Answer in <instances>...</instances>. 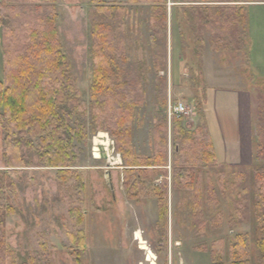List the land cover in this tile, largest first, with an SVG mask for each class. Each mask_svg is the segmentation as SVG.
I'll return each mask as SVG.
<instances>
[{
	"label": "rangeland",
	"instance_id": "rangeland-1",
	"mask_svg": "<svg viewBox=\"0 0 264 264\" xmlns=\"http://www.w3.org/2000/svg\"><path fill=\"white\" fill-rule=\"evenodd\" d=\"M101 2L127 8L125 12L113 14L117 17L116 20L113 18L114 25L117 22L123 23L129 62L134 66L142 65L145 73L143 102L136 108L133 123L134 152L145 157L153 154L152 130L156 107L161 98L158 92L163 91L164 86L166 106L169 99H180L193 109L194 114L183 122L185 127L191 129L198 124L207 126L206 101L199 114L195 99L198 97L197 100H201L202 96L206 98L204 88H207L202 76L203 57L212 59L213 53L208 28L201 34L205 43L198 46L197 32L187 27L180 13H176L177 7L183 2L167 0V61L165 69L159 73L165 77V83H159L151 67V56L157 48H152L149 40V6L129 4L128 0ZM55 7L58 14L56 28L61 49L71 67L73 85L80 100L88 103L93 66L90 26L97 20L112 21L111 16L97 11L94 0H55ZM260 9H254L257 17ZM255 20L254 41L248 34L246 24L240 49L221 51L220 60L213 53V60L226 67L236 79L227 84L247 89L250 93L255 137L252 154H249V147L244 144L236 150V157L229 155L227 163L219 162L224 165L222 169L206 168L214 190L208 194L203 189L199 200H194L190 190L173 184L172 119L170 121L167 118V182L165 194L162 195L165 218L161 220L158 209L161 187L156 190L154 188L164 177L149 167L141 180L143 192L137 199L127 197L123 185L121 154L114 147L113 152H109V158L99 157L96 140L103 139L101 134L104 132H91L86 124V137L78 143L76 160L65 173H58L56 167L43 166L37 154L22 145L21 151L28 166L18 167L11 173L14 189L8 191L7 195L13 211L7 215L3 225L6 241L18 254L20 264H212L213 258L220 264H230L227 250L230 245H234L237 235L247 239L250 248L249 264H259L261 251L255 242L261 237L257 231L259 227L255 230L250 221L236 223L232 208L236 191L226 188L223 196L218 189V174L223 173L230 185L232 167L241 163L264 164V159L257 160L256 156L259 150L257 139L260 121L257 105L260 92L264 90V80L259 74L264 71L256 63L264 61V49L259 46L260 19ZM180 33L185 40L184 45ZM4 52L5 47L0 41V79L3 78ZM166 106L159 110L163 115ZM222 110H227L226 117L229 119L235 117L242 120L246 116L243 108L236 107L232 102L227 103ZM107 137V143H112L110 136ZM3 140L4 132L0 128V169L6 170L2 157ZM202 185H205L204 180ZM194 202L199 205L191 208ZM201 222L204 223L202 227ZM218 239H221V249L214 256L211 253L212 244Z\"/></svg>",
	"mask_w": 264,
	"mask_h": 264
},
{
	"label": "trees",
	"instance_id": "trees-1",
	"mask_svg": "<svg viewBox=\"0 0 264 264\" xmlns=\"http://www.w3.org/2000/svg\"><path fill=\"white\" fill-rule=\"evenodd\" d=\"M176 9L187 27L197 32L196 42L205 43L201 34L208 28L213 51L240 49L246 29L248 3L264 0H180ZM167 0H128L129 4H147L149 40L153 53L152 70L159 83V75L167 61ZM97 11L111 16L112 21H94L90 26L92 81L89 101L79 98L70 73V64L61 49L56 28L55 0H1L0 41L3 53V78L0 79V128L4 132L2 157L5 169H0V264H20L18 254L9 247L3 225L13 208L8 204V191H13L11 173L28 166L21 147L26 145L37 154L43 166L56 167L65 173L76 160L78 143L89 131L106 132L121 154L123 185L127 197L137 199L144 190L142 178L149 167L164 177L158 197L159 217L165 218L163 196L166 191L167 117L166 87L161 96L152 130L153 154L140 156L134 152L133 123L136 108L143 102L145 73L142 65L129 62L126 29L123 23L114 25L113 14L125 12L122 5H106L94 0ZM178 11V12H177ZM177 16V14H175ZM175 16V17H176ZM114 18V19H113ZM179 27V26H178ZM180 32V31H179ZM181 42L185 40L180 33ZM236 45V47L234 46ZM183 56V55H181ZM198 71V69H196ZM199 72V71H198ZM185 81V78H183ZM205 91V88H204ZM205 95V94H204ZM195 99L197 113H202L205 96ZM258 151L257 160L264 159V90L257 105ZM184 118L173 117L171 139L172 179L174 186L190 190V196L199 200L201 193L213 191L206 168H223L219 163L207 126H184ZM229 180L218 174V189L224 196L226 188L236 191L232 200L236 223L250 221L261 237L255 240L261 251L259 264H264V164L232 167ZM205 185H202V181ZM229 185V187H227ZM204 189V190H203ZM151 190V189H149ZM162 190V191H161ZM163 195V196H162ZM198 202V201H197ZM190 203V202H189ZM192 204L191 208L198 207ZM197 219V217H195ZM204 225L200 223V227ZM234 245L227 250L230 264H249L250 248L247 239L237 235ZM221 239L212 244V255L220 253ZM219 246V247H218ZM236 247V248H235ZM261 261L263 263H261ZM212 264H220L213 258Z\"/></svg>",
	"mask_w": 264,
	"mask_h": 264
},
{
	"label": "crops",
	"instance_id": "crops-1",
	"mask_svg": "<svg viewBox=\"0 0 264 264\" xmlns=\"http://www.w3.org/2000/svg\"><path fill=\"white\" fill-rule=\"evenodd\" d=\"M256 7L261 8L258 17L254 12ZM246 14L248 18V34L251 40H253V37L255 38L256 32L254 31L253 23L256 22V18L260 19L258 25L260 29L258 34L259 46L264 49V2L249 3ZM254 27H256L255 24ZM212 52L215 53L220 60L221 51ZM213 53H211L212 59L207 60L206 57H203L202 76L204 77L207 88L205 90V101L207 104V109H205L207 113L205 116H207V129L211 136L217 160L218 162L227 163V161L230 160L229 155L236 157V150L244 144L249 147L250 155L252 151H254L255 137L253 136L251 120L252 100L247 89L239 88L235 84V86L228 85L229 82H235L236 79L230 74L229 70L227 71L226 67L217 64L215 60H213ZM256 64L260 65L259 69L264 71V61H259ZM255 71L257 72V70ZM259 74L264 80V72H259ZM229 102H232L236 107L240 106V108H243L244 112H246L245 118L238 120V118L236 119L235 117L233 119L226 117L227 110L224 111L222 109H224ZM239 165L247 164L241 163Z\"/></svg>",
	"mask_w": 264,
	"mask_h": 264
},
{
	"label": "built area",
	"instance_id": "built-area-1",
	"mask_svg": "<svg viewBox=\"0 0 264 264\" xmlns=\"http://www.w3.org/2000/svg\"><path fill=\"white\" fill-rule=\"evenodd\" d=\"M193 114V109L188 107L182 100L169 99L166 106V115L168 120L171 121L173 117H182L185 119Z\"/></svg>",
	"mask_w": 264,
	"mask_h": 264
},
{
	"label": "water",
	"instance_id": "water-1",
	"mask_svg": "<svg viewBox=\"0 0 264 264\" xmlns=\"http://www.w3.org/2000/svg\"><path fill=\"white\" fill-rule=\"evenodd\" d=\"M107 135L108 134L105 133V136H107ZM97 147H98V150H99V157L100 158H106V159L109 158V152H113V150H114L113 142L110 143L108 147H104L101 144H97ZM106 172H107L108 175L110 174L109 171H106ZM109 187H110V189H112L111 185Z\"/></svg>",
	"mask_w": 264,
	"mask_h": 264
},
{
	"label": "bare ground",
	"instance_id": "bare-ground-1",
	"mask_svg": "<svg viewBox=\"0 0 264 264\" xmlns=\"http://www.w3.org/2000/svg\"><path fill=\"white\" fill-rule=\"evenodd\" d=\"M100 134H101V133H100ZM101 136L103 137V139H97V140H96V145H97V144H101V145H103L104 147H108V146H109V141H108V143H107V138H108V137L105 136L104 133H102ZM101 136H100V137H101ZM96 148H97V147H96ZM96 154H97V152H96ZM116 160H118V158H117ZM151 260H153V258H152ZM151 260H150V261H151ZM151 264H154V263L152 262Z\"/></svg>",
	"mask_w": 264,
	"mask_h": 264
}]
</instances>
